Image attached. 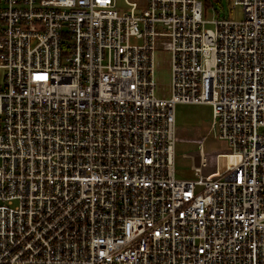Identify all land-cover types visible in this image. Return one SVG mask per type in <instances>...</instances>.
<instances>
[{
    "label": "built area",
    "instance_id": "built-area-1",
    "mask_svg": "<svg viewBox=\"0 0 264 264\" xmlns=\"http://www.w3.org/2000/svg\"><path fill=\"white\" fill-rule=\"evenodd\" d=\"M123 1L0 0V264H264V0ZM178 104L231 163L177 179Z\"/></svg>",
    "mask_w": 264,
    "mask_h": 264
},
{
    "label": "rangeland",
    "instance_id": "rangeland-1",
    "mask_svg": "<svg viewBox=\"0 0 264 264\" xmlns=\"http://www.w3.org/2000/svg\"><path fill=\"white\" fill-rule=\"evenodd\" d=\"M206 2L207 0H203ZM120 8L125 7L123 0H118ZM206 20L215 22L219 19L242 20L244 12L242 7H233L231 0L214 2V6L205 10ZM208 29H215L213 23L207 24ZM169 56L157 55L155 81L159 86V96L169 97L170 69ZM1 74V71H0ZM176 127L178 131L176 177L178 180H197L200 175L202 163L209 153L218 149L219 153H225L230 160L233 159L229 149L224 143H216L210 139V125L212 122V107L210 105L178 104L176 106ZM205 141V145L199 149V144ZM210 139V140H209ZM209 140V141H208ZM224 165V160L221 167Z\"/></svg>",
    "mask_w": 264,
    "mask_h": 264
},
{
    "label": "bare ground",
    "instance_id": "bare-ground-1",
    "mask_svg": "<svg viewBox=\"0 0 264 264\" xmlns=\"http://www.w3.org/2000/svg\"><path fill=\"white\" fill-rule=\"evenodd\" d=\"M223 159L221 157H210V165L212 166H221Z\"/></svg>",
    "mask_w": 264,
    "mask_h": 264
},
{
    "label": "trees",
    "instance_id": "trees-1",
    "mask_svg": "<svg viewBox=\"0 0 264 264\" xmlns=\"http://www.w3.org/2000/svg\"><path fill=\"white\" fill-rule=\"evenodd\" d=\"M214 2L219 3L220 0H213L212 2L211 1L205 2V10H208L211 7H213L214 6Z\"/></svg>",
    "mask_w": 264,
    "mask_h": 264
}]
</instances>
